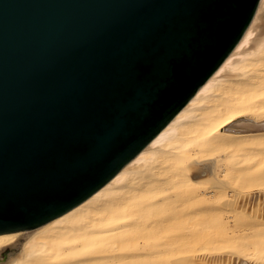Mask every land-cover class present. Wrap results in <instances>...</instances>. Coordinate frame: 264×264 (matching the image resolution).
Returning a JSON list of instances; mask_svg holds the SVG:
<instances>
[{"label": "water", "instance_id": "obj_1", "mask_svg": "<svg viewBox=\"0 0 264 264\" xmlns=\"http://www.w3.org/2000/svg\"><path fill=\"white\" fill-rule=\"evenodd\" d=\"M259 0H0V234L75 207L189 101Z\"/></svg>", "mask_w": 264, "mask_h": 264}, {"label": "bare ground", "instance_id": "obj_2", "mask_svg": "<svg viewBox=\"0 0 264 264\" xmlns=\"http://www.w3.org/2000/svg\"><path fill=\"white\" fill-rule=\"evenodd\" d=\"M251 180L264 182V0L213 74L108 182L43 225L0 234V251L20 248L1 264H264V188Z\"/></svg>", "mask_w": 264, "mask_h": 264}, {"label": "rangeland", "instance_id": "obj_3", "mask_svg": "<svg viewBox=\"0 0 264 264\" xmlns=\"http://www.w3.org/2000/svg\"><path fill=\"white\" fill-rule=\"evenodd\" d=\"M260 146H262V145H260ZM260 146L258 145V146H256V147H254V146H251V167H252V165L254 164V161H255V159H257V157H252V154L255 152V150L257 149V148H260ZM218 153H215V155H217ZM219 157V156H218ZM258 157H262V156H258ZM255 158V159H254ZM251 170H252V168H251ZM262 182H260V181H252L251 180V189L252 188H254V187H256V186H259V187H262V188H264V182H263V184H261ZM256 184V185H255ZM252 222V221H251ZM23 232H26V231H23ZM25 234V233H24ZM219 244H222V243H219ZM217 245V248H219V247H221V246H223V245ZM19 246H15V247H6L5 249H3L2 251H0V264L3 262V261H7V260H9L10 258H12L15 254H17V252H19Z\"/></svg>", "mask_w": 264, "mask_h": 264}]
</instances>
